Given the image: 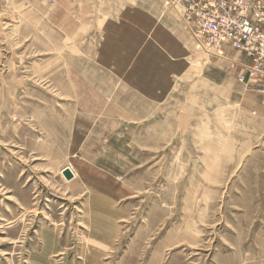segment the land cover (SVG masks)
<instances>
[{
	"label": "rangeland",
	"instance_id": "374dc122",
	"mask_svg": "<svg viewBox=\"0 0 264 264\" xmlns=\"http://www.w3.org/2000/svg\"><path fill=\"white\" fill-rule=\"evenodd\" d=\"M217 61L166 0H0V264H264V104Z\"/></svg>",
	"mask_w": 264,
	"mask_h": 264
},
{
	"label": "built area",
	"instance_id": "2783aa9c",
	"mask_svg": "<svg viewBox=\"0 0 264 264\" xmlns=\"http://www.w3.org/2000/svg\"><path fill=\"white\" fill-rule=\"evenodd\" d=\"M166 1L179 7L184 27L208 54L222 57L229 49L247 59L240 83L253 84L264 74V0Z\"/></svg>",
	"mask_w": 264,
	"mask_h": 264
},
{
	"label": "crops",
	"instance_id": "0c3cea01",
	"mask_svg": "<svg viewBox=\"0 0 264 264\" xmlns=\"http://www.w3.org/2000/svg\"><path fill=\"white\" fill-rule=\"evenodd\" d=\"M216 58H218L217 62L222 64L223 69L227 68V72L229 70L228 73L247 76L249 62L243 55L228 49L225 51L224 56ZM243 85L247 90L246 92L255 95L256 99H260V102L264 104V74L259 75L258 81L253 84L246 85L243 83ZM257 90H259L260 93H257Z\"/></svg>",
	"mask_w": 264,
	"mask_h": 264
},
{
	"label": "water",
	"instance_id": "95a60500",
	"mask_svg": "<svg viewBox=\"0 0 264 264\" xmlns=\"http://www.w3.org/2000/svg\"><path fill=\"white\" fill-rule=\"evenodd\" d=\"M62 176L65 177V179L68 180L71 177V173L68 170H64Z\"/></svg>",
	"mask_w": 264,
	"mask_h": 264
},
{
	"label": "bare ground",
	"instance_id": "6f19581e",
	"mask_svg": "<svg viewBox=\"0 0 264 264\" xmlns=\"http://www.w3.org/2000/svg\"><path fill=\"white\" fill-rule=\"evenodd\" d=\"M70 173H71L72 177H74L71 171H70Z\"/></svg>",
	"mask_w": 264,
	"mask_h": 264
}]
</instances>
